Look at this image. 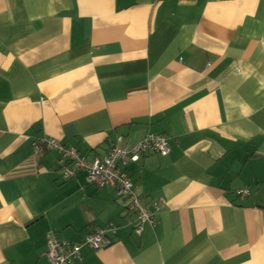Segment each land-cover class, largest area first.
<instances>
[{
    "label": "crops",
    "instance_id": "obj_1",
    "mask_svg": "<svg viewBox=\"0 0 264 264\" xmlns=\"http://www.w3.org/2000/svg\"><path fill=\"white\" fill-rule=\"evenodd\" d=\"M148 132L169 151L125 167L155 219L139 234L113 187L33 154ZM110 223L75 264H264V0H0V264Z\"/></svg>",
    "mask_w": 264,
    "mask_h": 264
},
{
    "label": "built area",
    "instance_id": "obj_2",
    "mask_svg": "<svg viewBox=\"0 0 264 264\" xmlns=\"http://www.w3.org/2000/svg\"><path fill=\"white\" fill-rule=\"evenodd\" d=\"M32 146L35 156L42 155L45 149H52L57 152V162L62 178L68 179L76 176L79 172H86V179L89 184L96 187H113L118 196L128 201V209L135 215V233L139 234L142 231L144 223H155L152 212L135 191V186L125 171V167L128 162H136L144 154L166 155L169 151V145L164 134L148 132L130 147L121 142L119 136L117 140L110 143L103 156H96L91 159L80 155L73 145L52 137L34 140ZM248 193L247 187L238 190V194L242 197ZM154 206L157 207L156 204ZM106 229L111 232L115 231V227L110 223L105 228L95 227L79 241L58 240L48 235L45 254L49 264H74L82 258L81 247L83 245H87L93 250L101 249L104 246Z\"/></svg>",
    "mask_w": 264,
    "mask_h": 264
},
{
    "label": "trees",
    "instance_id": "obj_3",
    "mask_svg": "<svg viewBox=\"0 0 264 264\" xmlns=\"http://www.w3.org/2000/svg\"><path fill=\"white\" fill-rule=\"evenodd\" d=\"M248 194H249V193H248ZM248 194H247V195H248ZM247 195H245V196H247ZM93 229H94V228H93ZM93 229H92V230H93ZM78 261H79V260H78ZM76 262H77V261H76ZM74 264H75V262H74Z\"/></svg>",
    "mask_w": 264,
    "mask_h": 264
}]
</instances>
